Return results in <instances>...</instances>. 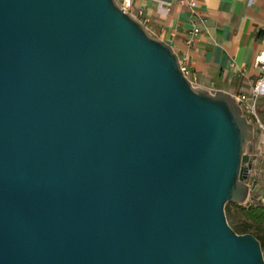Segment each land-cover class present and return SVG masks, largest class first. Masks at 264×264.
<instances>
[{"label":"water","instance_id":"water-1","mask_svg":"<svg viewBox=\"0 0 264 264\" xmlns=\"http://www.w3.org/2000/svg\"><path fill=\"white\" fill-rule=\"evenodd\" d=\"M254 137L115 0H0V264H264Z\"/></svg>","mask_w":264,"mask_h":264},{"label":"crops","instance_id":"crops-1","mask_svg":"<svg viewBox=\"0 0 264 264\" xmlns=\"http://www.w3.org/2000/svg\"><path fill=\"white\" fill-rule=\"evenodd\" d=\"M189 1L132 0V11L141 8L149 33L187 55L198 84L248 91L260 71L253 58L264 48V0Z\"/></svg>","mask_w":264,"mask_h":264},{"label":"built area","instance_id":"built-area-1","mask_svg":"<svg viewBox=\"0 0 264 264\" xmlns=\"http://www.w3.org/2000/svg\"><path fill=\"white\" fill-rule=\"evenodd\" d=\"M117 5L121 6L123 9L128 11L133 17L139 19L145 26L147 19L142 15V9L139 8L136 12L132 11V0H115ZM189 3L194 6L195 2L190 0ZM199 26L194 25L192 31H198ZM253 62L256 66L260 68V71L256 75L251 88L245 92H237L234 94L239 106L242 110V114L247 117L255 126V140L253 143L252 150H248L246 147V152L251 156V164L248 167V176L245 178L247 185H249V190L247 197L244 201L245 204L249 202H264V190L260 191L257 194H251L253 186H255L256 176L260 174L261 170L259 165L261 164L263 155H264V120L259 114L258 102L262 94V89L264 88V48L260 49L253 58ZM178 63L180 64L183 74H185L188 79L189 74L191 73L190 64H188L187 55L178 54ZM192 84L193 80L190 79ZM210 91H214L209 89ZM247 164V162H244ZM262 235L264 237V227L262 228Z\"/></svg>","mask_w":264,"mask_h":264},{"label":"trees","instance_id":"trees-1","mask_svg":"<svg viewBox=\"0 0 264 264\" xmlns=\"http://www.w3.org/2000/svg\"><path fill=\"white\" fill-rule=\"evenodd\" d=\"M229 202H234L237 206V211H240L245 217L244 225L241 227L243 232H253L260 240V246L264 256V237L262 228L264 227V202H249L247 204L239 203L236 200H227L225 210L231 212Z\"/></svg>","mask_w":264,"mask_h":264},{"label":"rangeland","instance_id":"rangeland-1","mask_svg":"<svg viewBox=\"0 0 264 264\" xmlns=\"http://www.w3.org/2000/svg\"><path fill=\"white\" fill-rule=\"evenodd\" d=\"M189 78L193 80V85L195 86H203L201 84H198L197 81L192 77V74H189ZM206 87V86H205ZM207 88V87H206ZM208 89V88H207ZM258 108H259V114L264 120V88L262 89V94L258 102ZM259 168L261 170L260 174H257L256 176V182L255 186H253V189L251 190V194H257L260 191L264 190V155L261 161V164L259 165ZM227 203V202H226ZM226 203L224 205V209L226 207ZM242 204H245L244 202H239ZM229 207H230V213L225 210V216L227 217V221L230 224V226L238 232H243L241 231V227L244 225L245 222V217L242 215L240 211H237V206L233 202H229Z\"/></svg>","mask_w":264,"mask_h":264},{"label":"flooded vegetation","instance_id":"flooded-vegetation-1","mask_svg":"<svg viewBox=\"0 0 264 264\" xmlns=\"http://www.w3.org/2000/svg\"><path fill=\"white\" fill-rule=\"evenodd\" d=\"M263 258H264V256H263Z\"/></svg>","mask_w":264,"mask_h":264}]
</instances>
